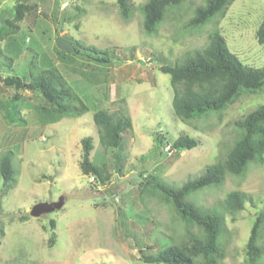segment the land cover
<instances>
[{
	"label": "rangeland",
	"instance_id": "1",
	"mask_svg": "<svg viewBox=\"0 0 264 264\" xmlns=\"http://www.w3.org/2000/svg\"><path fill=\"white\" fill-rule=\"evenodd\" d=\"M19 1L0 0V23L13 16ZM27 1L32 6L15 35L0 41V157L9 153L15 170L5 195L0 179V264H153L144 257L181 245L200 232L178 217L153 183L144 188L142 183L152 176L157 183L180 188L196 179L224 158L237 135L233 123L264 106V93L244 94L221 113L183 123L172 109L170 77L160 67L173 66L187 53L204 49L214 31L222 34L242 64L264 67V44L255 39L264 21V0H232L195 28L190 20L205 0H183L167 8L154 35L142 27L141 7L147 0H128L127 21L115 0ZM54 3L61 8L55 14L56 26L62 27L59 36L107 52L112 59L109 66L87 56L57 54V27L51 21ZM65 8L68 13L62 12ZM32 58L34 66H29ZM44 62L56 66L86 106L80 116L45 123L44 113L39 117L37 111L44 106L39 95L28 90L18 93L1 82L15 75L27 83L28 71L37 73L46 67ZM84 63L96 65L98 72L91 73ZM16 92L21 99L13 102ZM98 110L122 111L131 119L133 132L123 137L124 158L113 160L112 153L101 146L93 121ZM183 135L198 144L175 152L171 143ZM156 137L163 140V148ZM84 138L92 139L90 160L104 163L110 174L103 184L95 178L91 182L92 177L80 172ZM234 191L246 195L238 213L225 209V199ZM60 198L59 209L30 215L36 205ZM187 201L223 216L222 263L247 264L250 228L256 215L264 212V167L249 164L241 177L228 174L219 187L193 193ZM258 244L263 255L253 264H264V227Z\"/></svg>",
	"mask_w": 264,
	"mask_h": 264
},
{
	"label": "trees",
	"instance_id": "2",
	"mask_svg": "<svg viewBox=\"0 0 264 264\" xmlns=\"http://www.w3.org/2000/svg\"><path fill=\"white\" fill-rule=\"evenodd\" d=\"M182 1L147 0L141 7L143 31L148 35H154L167 8L179 6ZM230 1L232 0H205L204 5L195 10L189 25L195 28L205 24L216 14L222 12ZM115 3L122 19L129 20L128 0H115ZM30 4L27 0H20L14 5L13 16L0 23V41L15 35L19 29L18 24L24 20L32 6ZM59 7L58 3H54V8L51 11V21L55 26L57 23L55 14ZM66 9H63L62 12L68 13L65 11ZM64 20L66 19L64 18ZM56 27L57 39L60 37L58 33L62 27ZM62 38L72 44L75 49L74 54L82 57L87 56L88 59L104 66L111 64L112 59L108 57L107 52L82 47L67 36ZM255 39L257 43L264 44V21L258 26ZM55 51L58 52V55L63 54L62 56L65 57L64 53L56 47ZM34 60L35 58L31 59L29 66H34L32 63ZM8 61L13 63V59ZM84 65L89 67L91 73L97 70L96 65H94L95 67H90L85 63ZM160 71L170 77L172 109L176 118L183 123L210 114L221 113L244 94L264 93V67L252 68L242 64L237 56L229 51L225 39L219 31L210 34L208 44L204 49L187 53L182 61L173 66H162ZM28 72L29 81L27 83L23 81V78L15 75H7L1 82L4 86L14 87L18 93L21 90H28L39 95L44 106L37 107L38 110H36L41 112L39 117L44 113L45 123H54L57 118L66 116H80L86 110V106L75 95L56 66L48 65L40 68L35 74L31 71ZM18 93L13 95V102L21 99ZM48 115L57 117L50 119L47 118ZM3 117L9 119V116L4 112ZM93 121L98 129V140L101 146L112 153L113 160L124 158L123 137L125 133L133 132L131 119L122 111L98 110L93 114ZM9 124H13L11 120H9ZM233 124L237 129V135L224 158L208 166L196 179L185 182L180 188H173L161 182L157 183L158 179L152 176L142 183V188L153 183L163 199L173 206L178 217L187 224L195 225L200 232L199 236L193 237L181 245L160 250L154 257H144L145 262L153 264H223L224 255L220 245V238L225 231L223 216L217 210L201 209L194 206L187 201V197L205 189L219 187L228 174L233 177H241L249 164L259 163L264 167V106L258 107ZM156 141L159 148H163V140L156 137ZM80 143L81 159L78 167L81 174L95 178L100 184L109 181L110 174L104 163L97 165L90 160L93 148L92 139L84 138ZM171 144V149L179 152L196 147L198 141L183 135ZM14 174L11 155L6 153L0 157V179L5 185L4 195L11 188ZM245 201L244 193L231 192L225 199V209L231 213H238L243 210ZM49 223L53 229L54 222L50 221ZM252 223L245 245V262L247 264L257 262L263 255V249L258 243L260 230L264 227V212L258 213Z\"/></svg>",
	"mask_w": 264,
	"mask_h": 264
},
{
	"label": "water",
	"instance_id": "3",
	"mask_svg": "<svg viewBox=\"0 0 264 264\" xmlns=\"http://www.w3.org/2000/svg\"><path fill=\"white\" fill-rule=\"evenodd\" d=\"M56 47L58 50L65 54H74L75 49L71 43L65 41L62 37L56 39ZM63 204V200L60 198L57 202L50 204H38L30 211L32 217H38L40 214L45 212H51L54 209H59Z\"/></svg>",
	"mask_w": 264,
	"mask_h": 264
},
{
	"label": "crops",
	"instance_id": "4",
	"mask_svg": "<svg viewBox=\"0 0 264 264\" xmlns=\"http://www.w3.org/2000/svg\"><path fill=\"white\" fill-rule=\"evenodd\" d=\"M59 10H61V8L59 7ZM45 17H47L46 15H44ZM14 41V44H15V39L13 40Z\"/></svg>",
	"mask_w": 264,
	"mask_h": 264
},
{
	"label": "clouds",
	"instance_id": "5",
	"mask_svg": "<svg viewBox=\"0 0 264 264\" xmlns=\"http://www.w3.org/2000/svg\"><path fill=\"white\" fill-rule=\"evenodd\" d=\"M14 1H17V0H14ZM63 10V9H62ZM92 179L94 180V178L92 177ZM90 181H91V179H90Z\"/></svg>",
	"mask_w": 264,
	"mask_h": 264
},
{
	"label": "built area",
	"instance_id": "6",
	"mask_svg": "<svg viewBox=\"0 0 264 264\" xmlns=\"http://www.w3.org/2000/svg\"><path fill=\"white\" fill-rule=\"evenodd\" d=\"M91 182H93V179L91 178Z\"/></svg>",
	"mask_w": 264,
	"mask_h": 264
}]
</instances>
